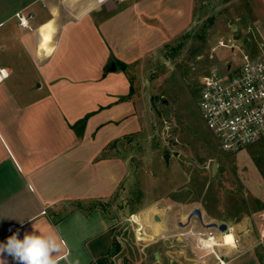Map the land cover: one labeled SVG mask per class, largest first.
<instances>
[{
	"label": "crops",
	"instance_id": "crops-1",
	"mask_svg": "<svg viewBox=\"0 0 264 264\" xmlns=\"http://www.w3.org/2000/svg\"><path fill=\"white\" fill-rule=\"evenodd\" d=\"M67 3L0 0V71L7 74L0 80V243L17 232L23 239L55 231L58 264H92L116 223L106 203L130 175L123 143L143 129L131 70L189 29L194 0H109L77 13ZM22 9L33 14L31 29L18 25ZM85 117L79 136L73 125ZM186 209L161 205L146 221L152 264H219L199 252L206 228ZM201 212L203 222H219ZM235 218L225 224L236 246L219 245V257L264 264L256 253L232 256L239 245L253 251L264 206ZM223 234L215 230L217 241ZM2 258L17 264L6 252Z\"/></svg>",
	"mask_w": 264,
	"mask_h": 264
},
{
	"label": "rangeland",
	"instance_id": "rangeland-1",
	"mask_svg": "<svg viewBox=\"0 0 264 264\" xmlns=\"http://www.w3.org/2000/svg\"><path fill=\"white\" fill-rule=\"evenodd\" d=\"M185 13L184 5V25ZM254 21H264L261 0H194L189 29L131 70L132 89L142 103L143 129L123 143L131 171L124 192L106 203L116 223L99 258L121 252L120 264H152L146 221L161 205L199 207L222 223L250 207L264 206L258 196L264 195V136L241 151L222 150L202 118L198 95L202 75L232 58L223 47L213 51L218 40L244 32ZM254 236L253 251L244 252L247 247L239 245L232 256L257 254L264 262L263 229L254 228ZM198 250L205 259L215 260L207 249Z\"/></svg>",
	"mask_w": 264,
	"mask_h": 264
},
{
	"label": "built area",
	"instance_id": "built-area-1",
	"mask_svg": "<svg viewBox=\"0 0 264 264\" xmlns=\"http://www.w3.org/2000/svg\"><path fill=\"white\" fill-rule=\"evenodd\" d=\"M107 1L67 0V5L73 11H82ZM14 15L19 26L31 29V12L22 9ZM244 46L250 48L244 49ZM218 47L232 53V58L229 62L213 65L202 75L199 108L206 127L222 150L238 152L264 136V23H249L244 32L231 35L226 40L219 39L213 51ZM6 75L1 70L0 80ZM215 230L206 228V231L199 232L200 247L212 252L219 264H225L216 251L222 241H217Z\"/></svg>",
	"mask_w": 264,
	"mask_h": 264
},
{
	"label": "clouds",
	"instance_id": "clouds-1",
	"mask_svg": "<svg viewBox=\"0 0 264 264\" xmlns=\"http://www.w3.org/2000/svg\"><path fill=\"white\" fill-rule=\"evenodd\" d=\"M18 232L8 237L6 243H0V264H7L2 258L6 252L17 264H58L52 256L60 251L58 235L50 231L42 235L25 234L18 238Z\"/></svg>",
	"mask_w": 264,
	"mask_h": 264
},
{
	"label": "water",
	"instance_id": "water-1",
	"mask_svg": "<svg viewBox=\"0 0 264 264\" xmlns=\"http://www.w3.org/2000/svg\"><path fill=\"white\" fill-rule=\"evenodd\" d=\"M238 37V36H236ZM244 40L246 41V38H244ZM115 65H113V69H115ZM170 154L166 153L164 154V158L166 161L169 160ZM192 216H196L197 218H199L202 221V227L204 228H214L220 232H224L227 230V225L225 223H219L216 221H211L208 223L203 222L202 220V212L201 209L199 207H195L191 212H190V217Z\"/></svg>",
	"mask_w": 264,
	"mask_h": 264
},
{
	"label": "trees",
	"instance_id": "trees-1",
	"mask_svg": "<svg viewBox=\"0 0 264 264\" xmlns=\"http://www.w3.org/2000/svg\"><path fill=\"white\" fill-rule=\"evenodd\" d=\"M213 21H214V18H213V17L209 18V24H212ZM86 120H87V117H85V118L79 120L77 123H75V124L73 125V127L75 128V130H76V132H77V134H78L79 136H81L82 133H83V130H84V127H85V123H86ZM118 247H119V246H118ZM113 256H114L113 253L110 254V255L107 254L106 256L99 258L98 260H96V261H95L94 263H92V264H113V261H112V257H113Z\"/></svg>",
	"mask_w": 264,
	"mask_h": 264
},
{
	"label": "bare ground",
	"instance_id": "bare-ground-1",
	"mask_svg": "<svg viewBox=\"0 0 264 264\" xmlns=\"http://www.w3.org/2000/svg\"><path fill=\"white\" fill-rule=\"evenodd\" d=\"M226 236H229L230 237V232H225L223 235H222V243L221 244H218V245H222V246H232L233 247V245L235 244V246H236V238H233V237H230L231 238V240H229L228 239V241L225 239L226 238ZM221 237V236H220ZM228 237V238H229ZM201 238H203V237H201ZM218 238V237H217ZM214 245H216L215 243H213Z\"/></svg>",
	"mask_w": 264,
	"mask_h": 264
},
{
	"label": "snow or ice",
	"instance_id": "snow-or-ice-1",
	"mask_svg": "<svg viewBox=\"0 0 264 264\" xmlns=\"http://www.w3.org/2000/svg\"><path fill=\"white\" fill-rule=\"evenodd\" d=\"M228 239H229V240H231V238H230V237H229Z\"/></svg>",
	"mask_w": 264,
	"mask_h": 264
}]
</instances>
